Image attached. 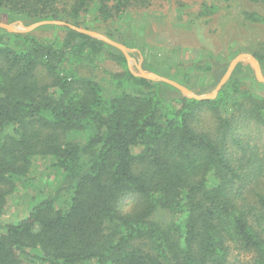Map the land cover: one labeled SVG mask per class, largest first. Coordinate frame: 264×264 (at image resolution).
<instances>
[{
    "label": "trees",
    "instance_id": "trees-1",
    "mask_svg": "<svg viewBox=\"0 0 264 264\" xmlns=\"http://www.w3.org/2000/svg\"><path fill=\"white\" fill-rule=\"evenodd\" d=\"M154 1L0 0V12L75 25L90 9L106 22ZM58 26L51 40L0 28V217L16 184L33 183L36 157L64 184L23 218L0 220V264H227L233 249L264 264V153L244 133L264 130V85L247 87L238 63L215 98H189L133 74L118 48ZM251 54L264 70V47ZM98 58L121 66L109 72L119 92L103 94L73 66ZM207 61L193 66L209 74ZM224 70L212 71L216 81Z\"/></svg>",
    "mask_w": 264,
    "mask_h": 264
},
{
    "label": "rangeland",
    "instance_id": "rangeland-1",
    "mask_svg": "<svg viewBox=\"0 0 264 264\" xmlns=\"http://www.w3.org/2000/svg\"><path fill=\"white\" fill-rule=\"evenodd\" d=\"M243 11H257L262 15L263 20L261 22L244 20ZM8 17L7 13L0 12L2 22L11 23L16 27L22 26L19 22L23 26L31 24L23 23L19 19L8 20ZM70 22L72 24V21ZM74 22L78 27L101 34L111 32L117 38L119 34L123 35L128 44V46L124 45L128 48L129 66L132 71H137L136 64L140 63L145 71L155 72L167 78L171 75L188 79L192 88L185 81L180 84L195 93L201 92L197 94L212 92L225 73L229 62L236 55L251 54L252 50L264 47L263 1L253 3L248 0H155L148 7L131 9L115 20L106 22L98 20L93 9H90L86 13H81ZM58 25L60 24H41L30 33L35 37L51 40L55 36H62L65 32ZM142 46L144 52L147 51L145 57L138 53ZM205 59L214 71L225 66L218 81L212 76L213 70L205 71L209 73L205 74L199 71V68L197 70L194 68V63ZM239 63L241 68L238 74L245 76L246 86L261 94L263 88L261 82L256 80L252 66L247 61ZM73 66L81 75L91 76L100 81L103 94L110 95L121 90L111 82L109 76V72L121 70L119 64L98 58L91 62L73 60ZM261 71L264 75V70ZM37 74L47 80L42 68L37 70ZM213 84L214 86L211 87ZM207 114L202 116L206 126L213 122ZM244 133H249V136L260 146V152L264 153V130L257 131L251 125L244 130ZM49 162L48 157L35 158L29 174L33 183H30L28 188H24L21 183L16 184L7 197L5 209L0 217L1 221H17L23 218L41 197L54 194L58 188L64 187L59 173L52 170ZM65 194L70 199L72 190L68 189V193ZM227 264L253 263L250 253L233 249Z\"/></svg>",
    "mask_w": 264,
    "mask_h": 264
},
{
    "label": "water",
    "instance_id": "water-1",
    "mask_svg": "<svg viewBox=\"0 0 264 264\" xmlns=\"http://www.w3.org/2000/svg\"><path fill=\"white\" fill-rule=\"evenodd\" d=\"M47 23L67 25V26H69V27L81 32V33H84V34L90 35L92 37H95L97 39L103 40L107 44H110V45L118 48L124 54L126 61H127L128 68L131 70V68L129 66L130 55L128 53V48L124 44L119 43V42L107 37L106 35L99 33V32H96V31H93L90 29H86V28H82V27H78L76 25H73L71 23H68V22H65L62 20H40V21H36L34 23H31L28 26H23V24L21 22H19V24L22 25L21 27H16L11 23H5V22L0 21V28H3L5 30H7L8 32H30L35 27H37L41 24H47ZM241 61H247L252 66V68L254 70V75H255L256 80L264 84V75L261 71L260 64H259L258 60L250 53H240V54L236 55L229 62L225 73L222 75V77L220 78V80L216 84L213 91L210 93H205V94H197L194 91H192L191 89H189L188 87L178 83L177 81H175L173 79L161 76L155 72L145 71L142 68L140 63L136 64L137 71H132V70L131 71L133 74L140 76V77H143V78H146V79H149V80L166 82V83L176 87L186 97L194 98V99H198V100L213 99L216 97V95L219 92V90L221 89V87L228 80V78H229L230 74L232 73L233 69L235 68V66Z\"/></svg>",
    "mask_w": 264,
    "mask_h": 264
}]
</instances>
